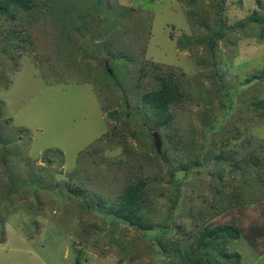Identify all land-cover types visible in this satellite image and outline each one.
I'll return each instance as SVG.
<instances>
[{"label":"rangeland","instance_id":"rangeland-1","mask_svg":"<svg viewBox=\"0 0 264 264\" xmlns=\"http://www.w3.org/2000/svg\"><path fill=\"white\" fill-rule=\"evenodd\" d=\"M35 2L16 12L26 41L7 39L0 15V264H75L78 256L81 264H167L169 255L132 227L81 206L98 194L115 198L131 171L148 179L152 218L184 224L180 243L195 240L196 211L214 191L225 206L241 186L239 207L224 216L240 212L248 225L261 216L264 162L243 158L264 156V107L255 104H264V0ZM169 71L188 93L171 107L174 145L145 125L140 101L154 75ZM154 131L166 161L154 155ZM220 149L235 150L238 166L216 162ZM199 158L203 167L183 169ZM171 168L181 196L170 213ZM76 182L85 198L67 192L65 183ZM226 252L233 263L238 254L234 264H264L243 238Z\"/></svg>","mask_w":264,"mask_h":264},{"label":"trees","instance_id":"trees-1","mask_svg":"<svg viewBox=\"0 0 264 264\" xmlns=\"http://www.w3.org/2000/svg\"><path fill=\"white\" fill-rule=\"evenodd\" d=\"M35 5V0H0V15H4L9 23L5 31V37L7 39L17 38L21 42L27 40L26 34L23 33L24 24L16 12L20 10L30 12L34 9ZM169 36L171 39L173 38L172 31H170ZM221 37L222 31H218L215 36L208 39L209 42L207 43L209 44L210 53L213 52L214 45ZM105 72L110 76L114 74L112 68L106 69ZM262 75H264V72L261 76ZM154 77L157 83L156 87L140 95L141 105L145 108L144 123L147 125L146 123L150 122L157 130L163 129L166 139L173 145L176 143L179 144L180 137L177 136V128L173 122L171 107L182 105L187 100L188 93L181 85L180 79L177 78L172 71L166 74L156 73ZM258 77L260 76L258 75ZM125 104L126 100L124 99L123 105ZM255 104L257 108L264 107L263 103ZM113 113H115V111ZM113 113L109 114L112 115ZM126 114L129 116L131 115L128 111ZM224 144L226 145L227 142H224ZM154 155L159 159L162 158L165 161L167 160L165 150H160L158 152L155 147ZM234 155L235 150L220 149L219 153L214 155V158L216 162L226 163L231 162V159H233V162L230 164L233 167H237L238 164L236 160H234ZM243 159L255 165L264 162V156L260 157L259 155L251 153L246 155ZM196 160L188 159L184 164L180 161V164H183V169L189 170L193 167L192 165L203 167L201 158ZM173 169L174 168L167 170L171 183H173L175 189L173 201L169 209L170 213L176 209L177 201L181 196L179 179L174 175ZM218 178L221 179L219 173ZM260 179L262 181V178ZM147 185L148 179L146 177L131 171L126 177V183L115 198L108 200L98 194L94 197L97 199L96 204H93V201H88L87 205L81 204V206L106 215L107 221L121 222L132 227L146 237L150 246H153L159 255H169L167 264H218L216 256L219 257V260L223 259L227 261L228 264L238 263V254H233L236 259L233 263L231 261V255L226 252V247L229 243L236 242L242 238L247 241L251 249L258 255L264 254L263 201L259 203L261 208L258 209L261 216L255 219L251 218L252 220L248 221L249 225L245 220H249L250 218H247L240 212L232 216H224L223 214L226 210L239 207L234 206V204H238V202L235 201L242 191L241 186L234 187V190L227 198L225 206H223V203L226 202V199L224 202L222 201L223 195H221V192L214 191L212 197L213 201L206 207V210H197L196 218L194 214L190 215L191 218H195L196 225L199 221L201 224V226L196 229L197 235L195 240L180 243L178 240L179 238L175 235L181 234L184 236L187 233V236H189V233L184 230V224L179 222L174 226L171 217H168L170 220L167 222L161 220L156 221L155 218H152L149 210L150 200L149 188H147ZM65 186L67 187V192L74 197L78 199L86 197L81 194L85 186L80 182L73 184L65 183ZM241 203L244 204L243 202ZM221 216H223V219ZM211 217H217V222H210L209 219ZM153 239H155L157 243H152ZM208 245L217 248L218 252L210 249ZM216 253H218V255H216ZM75 264H81L80 256L76 258Z\"/></svg>","mask_w":264,"mask_h":264},{"label":"water","instance_id":"water-1","mask_svg":"<svg viewBox=\"0 0 264 264\" xmlns=\"http://www.w3.org/2000/svg\"><path fill=\"white\" fill-rule=\"evenodd\" d=\"M152 138H153V142L156 147V150L159 152L160 151V139H159L157 131H154L152 133Z\"/></svg>","mask_w":264,"mask_h":264}]
</instances>
